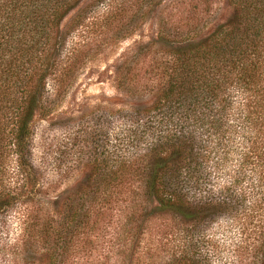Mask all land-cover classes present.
Returning <instances> with one entry per match:
<instances>
[{
	"label": "trees",
	"instance_id": "obj_1",
	"mask_svg": "<svg viewBox=\"0 0 264 264\" xmlns=\"http://www.w3.org/2000/svg\"><path fill=\"white\" fill-rule=\"evenodd\" d=\"M82 1L0 0V212L29 215L27 241L42 245L44 264H69L103 223L127 261L154 232L160 240L146 243L148 252L209 264L205 237L216 230L229 241L219 244L226 264H264V0H227L231 15L212 28L214 0L177 4L158 40L139 49L152 54L148 65H126L117 80L134 105L102 110L74 134L66 128L78 156L71 170L51 163L54 170L33 162V123L72 84L77 50L66 48L60 29ZM101 1L105 17L88 20L111 25L118 0ZM120 2L117 34L160 0ZM81 165L87 184L70 189L66 211L52 215L36 197Z\"/></svg>",
	"mask_w": 264,
	"mask_h": 264
},
{
	"label": "rangeland",
	"instance_id": "obj_2",
	"mask_svg": "<svg viewBox=\"0 0 264 264\" xmlns=\"http://www.w3.org/2000/svg\"><path fill=\"white\" fill-rule=\"evenodd\" d=\"M181 1L160 0L155 4L156 7H151L144 12L141 22L134 25L132 23L122 34L116 33V26L122 18L120 14L123 7L120 0L117 3L111 2L114 3L113 15H116V20L111 25L101 23L102 18L98 21L88 20L93 12L105 17L107 5L104 2L101 3V0H83L65 17L61 23L60 34L67 38L68 50L70 48L77 50V69L70 88L55 111L51 115L37 114L34 119L33 162L36 166L43 165L46 160L52 169L55 167L54 163L57 165L56 169L66 170L70 167L68 163L70 164L72 157L78 156L77 141L75 143L71 141L73 136L69 141L63 138L67 132L66 128H73L68 134H74L82 121L89 120L102 110L128 109L134 105L130 102V96L118 89L117 80L125 73L126 65L136 66L137 69L142 62L143 66L148 65L152 54H140L139 49L158 40L160 21L167 20L175 13L174 9ZM133 11L128 14H132ZM230 11L227 0H214L211 11L214 22L210 28L224 23L231 15ZM124 22L125 18L119 23ZM50 147L54 152L57 151L55 149L61 148L60 150H64L65 153L49 154ZM62 156H65V159H62ZM87 158L89 154L84 156V159ZM72 168L71 166L70 170ZM51 172L48 171L47 176L44 177L45 180L51 177ZM87 174L90 175L89 169L83 165L75 167L67 177L55 179L54 182L51 179L43 190V194L36 198L44 203L43 208L52 215L63 214L71 197L68 191L71 189L72 193L83 188L88 182ZM23 215L15 210L7 214L0 212V264H44L46 251L42 245L30 247L27 241L34 221L28 214ZM254 224L255 222L250 226L251 232H253ZM105 226L106 223L98 226L99 231L90 236L93 246L76 250L73 253L74 259H70L69 264H174L169 254L158 249L148 252L147 247H143L150 241L155 244L160 240L158 237H151L154 232L145 237L147 241H142L136 255L127 261L124 258L129 256L123 255L121 250L113 245L117 240L115 237L114 240L111 238V231ZM207 236L205 239L208 241V246L203 253L209 264H226L227 250L219 247V244L229 243V241H226V238L218 234L216 230H210ZM165 238L171 240L170 237ZM49 241V249H51L53 239ZM225 260L227 261L224 262Z\"/></svg>",
	"mask_w": 264,
	"mask_h": 264
}]
</instances>
